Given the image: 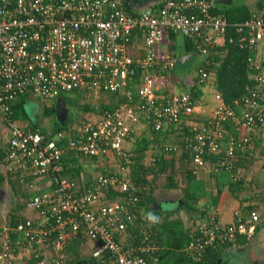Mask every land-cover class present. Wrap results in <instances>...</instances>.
<instances>
[{"label":"built area","instance_id":"obj_1","mask_svg":"<svg viewBox=\"0 0 264 264\" xmlns=\"http://www.w3.org/2000/svg\"><path fill=\"white\" fill-rule=\"evenodd\" d=\"M127 1L0 0V120L6 139L2 175L7 183L15 176L29 195L23 221L12 224L6 213L0 219V264H65L63 251L78 233L98 244L92 257L101 264L157 261L159 246L149 231L157 223L147 221L137 243H123L119 237L135 224L140 202L129 175L127 148L135 127L144 123L160 131L179 126L199 107L188 93L162 90L160 79L177 64L174 56L158 49L167 32L194 41L195 51L207 55L209 66L218 41L225 42L227 29H234L238 36L228 42L248 51L246 67L254 84L233 102L238 112L217 94L208 120L191 124L192 139L163 150L190 152L197 170L232 172L238 151L250 144L248 131L264 128V65L256 56L264 50V8L232 24L225 14L213 13L209 0H151L156 7L141 11L128 9ZM208 66L198 69L200 83L209 78ZM79 90L119 94L125 101L79 124L67 138L58 133L46 139L12 118L11 104L21 97L55 100ZM70 153L96 159L95 166L97 159L104 163L111 155L118 172L99 174L84 185L82 174L80 181L63 175ZM215 156L213 163L207 159ZM110 188L122 196L105 204ZM258 222L256 212L249 222L238 219L233 224L207 218L190 232L187 251L200 261L215 245L237 235L252 237Z\"/></svg>","mask_w":264,"mask_h":264},{"label":"crops","instance_id":"obj_2","mask_svg":"<svg viewBox=\"0 0 264 264\" xmlns=\"http://www.w3.org/2000/svg\"><path fill=\"white\" fill-rule=\"evenodd\" d=\"M209 1L213 3L212 11L223 14L226 12L229 14L230 19H234L233 22L236 23H240V20H236L237 16L240 17L238 9L248 8L249 11L252 9V12L260 9L259 7L264 4V0ZM127 4L136 11H141L140 8L145 5L154 6V2L151 0H128ZM135 7L138 9H135ZM154 7H156V4ZM218 42L219 46L214 52L215 54L211 55L210 58L213 60L209 66L205 63V61L207 62V55L204 56L196 52L193 46L194 41L179 33L167 32L163 42L158 47L160 52L171 54L176 60L178 58L183 59L181 63L176 61V66L186 65L188 62L190 63L191 58L195 59L196 72L194 77L180 78V75L176 73L175 67L160 79L164 92L173 95L188 93L192 97L195 95L197 97H195V100L199 106L197 114L183 118L182 124H184V127L181 125L180 128H177L176 138L167 139L168 136H163L168 146L176 145L175 143L180 141L183 144L176 146L182 147L187 140H191L193 136L191 124L206 122L211 116L212 110L218 104L215 100L217 93L214 88L216 76L211 66L216 65L218 67L219 63L215 64V58L223 59L229 52V48L223 45L225 42L222 40ZM256 56L264 65V50H257ZM205 66L210 68L209 78L205 83H200L198 69ZM250 78L252 79L251 75H249ZM173 86L178 89V93L172 92ZM76 93L78 95L72 94V92L64 95L66 100L62 97L60 102L63 103V113L61 112L62 114L60 113L59 117L55 113L56 104L51 107L49 117L46 116L44 120H40L35 116L30 118L27 115L23 109L24 102H20V105L19 102H14L11 104L12 118L23 128L33 127L42 131V133H47L49 136L45 137L47 139L56 138L58 133L67 134V138L79 124L98 118L101 115L97 112L99 111L98 106L105 104L106 101L103 93H87L83 90H79ZM89 97L92 99H89ZM83 98H85V101L80 104L79 100ZM67 99L72 100L74 104L68 102ZM58 100L56 99V103ZM230 106L238 112V108L233 106V103ZM261 106L264 108V101ZM58 125L61 130H58ZM228 129L229 132H232V128L231 130L230 127ZM248 132L251 136L250 144L244 150L238 151L235 165H233V167L235 166V171L228 174L225 173L226 171L222 172V170L220 171L221 173H214L212 167L209 170H197L190 152H180V150L165 151L162 148L163 146L158 147L152 142L147 150L136 155V158L140 160V165L138 164L140 169L138 167L137 169L141 173L138 171V174L146 177L145 186L141 185L143 183L135 184L131 179L140 198L139 204L142 201V203L150 207L152 210L150 213L160 218L155 227L149 228L152 239L159 246L158 259L151 264H253L250 261L252 255L264 254V128L251 129ZM245 134L248 136L245 131L241 133L242 136H246ZM134 135L133 140L127 144L128 149L132 147L135 138L153 141L150 140L152 139L151 129L149 125L144 123L135 127ZM5 142L6 139H4L3 144L2 142L0 143L2 148L5 146ZM152 159L155 160L154 165L150 163ZM207 159L215 162L217 157ZM93 160L95 161L96 159H90L74 153H70L65 157L68 169H73L75 166L78 169L79 166L82 168L81 174L84 185L93 183L99 174L107 175L118 172L117 162L111 155L107 157L104 163H102V158L97 159L96 166V161L94 162ZM152 169H155L156 173L152 174L150 179L149 172ZM190 170H192L193 175ZM189 174L193 176L191 180L189 179ZM14 181L18 184L16 177ZM114 191L122 196L120 191ZM118 199L115 196H112L111 199L106 198V195L104 197L105 204L120 201ZM184 199H187V204L190 208L186 207ZM252 212H256L259 216V222L255 224L252 237L237 235L229 243L215 245L208 249L206 255L200 261H197L187 251L190 232L200 222L211 217H217L223 224H233L238 219L249 222ZM23 214L25 217L24 212ZM134 215L136 218L135 224L119 237L123 243H137L141 230L148 228L145 226L148 220L144 207L141 208L140 205H137ZM140 215L142 217L139 221L138 216ZM2 217L3 214L0 215V219ZM73 238L71 237L70 239L72 241L70 245L73 246L74 244L79 249V255L73 261V264H101L100 259L92 257V253L98 247L97 243L88 240L84 236L76 243L74 241H77V239L75 238L73 241ZM226 244L230 246H224ZM86 252H89V254L85 255ZM101 259L107 261L106 256Z\"/></svg>","mask_w":264,"mask_h":264},{"label":"trees","instance_id":"obj_3","mask_svg":"<svg viewBox=\"0 0 264 264\" xmlns=\"http://www.w3.org/2000/svg\"><path fill=\"white\" fill-rule=\"evenodd\" d=\"M127 8L130 9L131 7L127 6ZM259 8H264V4L261 5ZM251 10L249 11L248 8L238 9V13H240L239 14L240 17L237 16L238 18H236V20H240V22H243V21L249 19L251 13L253 12V11L251 12ZM213 13H216V11H213ZM225 15L227 16L229 23H232V24L236 23V22H233L234 19H230V16L228 13L225 12ZM230 35H231V37H234V38H236L238 36L234 33V29H232V28L227 29V32L225 35L224 45L226 48H229V52L226 54L225 57H223V59L215 58V61H216L215 64H217V62L219 63L218 67L216 65L211 66L212 71L214 70L215 76H216V79L214 82L215 91L218 95L221 96L224 103L228 106L232 105L234 100L239 99L242 95L247 94L249 92V90L253 87V84H254L253 80L251 78L249 79V75H251V74L246 67V58L248 56V51L246 49H240V48L234 46L233 44H229L228 38L230 37ZM209 71H210V68H209ZM131 89L135 94V100L137 102V100H138V98H137V87L135 85H133L131 87ZM76 92H78V91H74V92H72V94L78 95ZM62 97L64 100H66L63 95L60 96L59 99L61 98V100H62ZM105 97H106L105 104L98 106L99 111H97V112H99V113H103L104 111H112L117 107L118 104H121L125 101L124 97L122 95H119V94H105ZM195 97H196L195 95H194V97H192L193 101L196 104H198L197 101L195 100ZM26 99H27V96H24V97L17 99L15 102H19V105H20V102L23 103ZM67 101L74 104V102L72 100L67 99ZM11 109H12V107H11ZM182 126L184 127V124H182ZM58 127H59V125H58ZM180 127H181V125L169 126V128L166 130L161 129L160 131H151L152 139H150V140H153V141H149V140L143 139V138L142 139L141 138H135V140L133 141L132 147L128 150V152L131 154V160H132V163L130 165L129 175L135 184L143 183L144 185L141 184L142 186H145V184H146L145 183L146 177L143 176L142 174H140L141 175V178H140V175L138 174V171H139V173H141V171L138 170V169H140L139 168L140 166L138 167V164L140 165V160L138 158H136V155L138 153H141V152H144L145 150H147L149 145L152 143L154 145H157L158 147H162V146L164 147L166 145L167 141H166V139H163V136H165V135L168 136L167 139L176 138V134H177L176 130H178L177 128H180ZM31 129L36 130L33 127ZM58 130H61V128L59 127ZM230 130H231V128H230ZM41 133H42V131H41ZM42 134H44L45 137H49L48 134L45 132H43ZM177 136L179 137V135H177ZM134 137H135V135L132 136L131 140H133ZM178 142L179 143H175V144L176 145H179V144L182 145L183 144L180 141H178ZM172 153L174 154V152H172ZM3 158H4V147L2 148L0 146V164L1 165L3 163ZM211 158L214 159V157H211ZM211 162H214V160H212ZM137 167H138V169H137ZM81 170H82V168L80 166H79V169L75 166L73 169L72 168L67 169L65 171V174H63V175H66V176L71 177V178H76L79 180L80 174L82 173ZM190 171H191L190 173L193 175L192 170H190ZM220 171L221 170L217 171V174L221 173ZM224 171L225 170H222V172H224ZM233 171H235V166L233 168ZM155 173H156L155 169L150 170V172H149L150 179H151V175L155 174ZM214 173H216V172H214ZM225 173L228 174L229 172L226 171ZM191 174H189L190 180L193 177ZM174 176H176V175H174ZM14 178H15V176H11V177L9 176L8 177V180H9L8 182H9V185L11 186L10 188L12 189L13 194L15 196H17V199L20 198L22 201L20 202L18 200L16 203H14L13 207L8 209V211L6 213L7 221H9L12 224L19 223L25 219L24 214H23V212L25 211L24 210V202L29 197L26 189L24 187L18 185L14 181ZM4 181H5V179L0 174V184H2ZM105 195H106V198H109V199H111L112 196H115L117 198L120 197V194L117 193L116 191H114L112 188L109 189L108 191H106ZM193 201H195V200H193ZM184 202L186 203V207L190 208V206L187 204V202H188L187 199H184ZM138 205H140L141 208L144 207L146 215L152 211L150 209V207H148V205L146 206V204L142 203V201ZM138 217H139V221H140L142 216L140 215ZM83 236L85 237V235L83 233H78L74 236L73 241L76 238L77 241H74V242L77 243L79 240H81V238ZM82 241H83V239H82ZM70 243L72 244L71 240H69V244L65 247V249L63 251V255H64L65 260H66L65 264H73V261H75V259L79 255V252H78L79 249H77L74 244H73V246H71ZM224 246H230V245L226 244Z\"/></svg>","mask_w":264,"mask_h":264},{"label":"rangeland","instance_id":"obj_4","mask_svg":"<svg viewBox=\"0 0 264 264\" xmlns=\"http://www.w3.org/2000/svg\"><path fill=\"white\" fill-rule=\"evenodd\" d=\"M194 63H195V59L191 58L190 63L188 62L186 65H183V66L177 65L175 68L177 75H180V78L194 77L195 72H196ZM174 86L172 88V92L178 93L179 92L178 89L175 88ZM90 98L91 97H89V99ZM84 101H85V98H83L82 100L81 99L79 100L80 104H82V102ZM54 104H56V99L55 100H45L40 97L28 96L27 99L24 101L23 109L30 118L35 116L39 118L40 120H44V118H46V116H48L49 113L51 112V107ZM2 131H3V126L0 120V141L3 144L4 138L2 136ZM0 171H1V167H0ZM10 187L11 186L9 185V183H6L5 181L2 184H0V189L3 191L4 190L7 191L8 195L10 196V200L2 201L0 203V215L2 214L4 215L5 213H7L8 209L13 207L14 203H16L18 200L20 202L22 201L20 198L17 199V196L13 194V191ZM25 216H26V213H25ZM86 254H89V252H86L85 255ZM250 261L253 262V264H264V254L261 253L259 255H252L250 258Z\"/></svg>","mask_w":264,"mask_h":264},{"label":"water","instance_id":"obj_5","mask_svg":"<svg viewBox=\"0 0 264 264\" xmlns=\"http://www.w3.org/2000/svg\"><path fill=\"white\" fill-rule=\"evenodd\" d=\"M150 1V0H149ZM149 6H147V5H145L143 8H140V10H143V9H145V8H148ZM134 8V7H133ZM135 9H138L137 7H135ZM182 58H178L177 59V63H181L182 62ZM61 101V99H59L58 101H57V103H56V105H55V113H56V116L57 117H59L60 116V113L62 112L63 113V109H62V106H63V103L62 102H60ZM61 113V114H62ZM0 167H1V165H0ZM8 200H10V196L8 195V193H7V191H3V190H1L0 189V203L2 202V201H8Z\"/></svg>","mask_w":264,"mask_h":264},{"label":"clouds","instance_id":"obj_6","mask_svg":"<svg viewBox=\"0 0 264 264\" xmlns=\"http://www.w3.org/2000/svg\"><path fill=\"white\" fill-rule=\"evenodd\" d=\"M14 103V102H13ZM2 123V122H1ZM20 126V125H19ZM31 128V127H30ZM38 130V129H37ZM3 131H4V128H3ZM40 131V130H39ZM41 132V131H40ZM5 139V138H4ZM1 165V164H0ZM1 168L3 169L2 165H1ZM0 174L2 175V171H0ZM147 220L150 222V224H155V223H158L160 218L153 215L152 213H148L147 214Z\"/></svg>","mask_w":264,"mask_h":264}]
</instances>
